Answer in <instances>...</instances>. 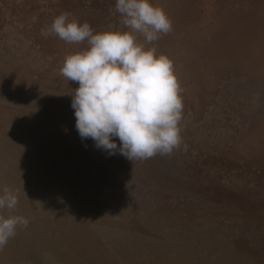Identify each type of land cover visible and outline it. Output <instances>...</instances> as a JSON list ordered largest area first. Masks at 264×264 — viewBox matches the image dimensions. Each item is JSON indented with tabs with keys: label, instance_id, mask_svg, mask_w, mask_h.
<instances>
[{
	"label": "rangeland",
	"instance_id": "1",
	"mask_svg": "<svg viewBox=\"0 0 264 264\" xmlns=\"http://www.w3.org/2000/svg\"><path fill=\"white\" fill-rule=\"evenodd\" d=\"M0 264H264V0H0Z\"/></svg>",
	"mask_w": 264,
	"mask_h": 264
}]
</instances>
